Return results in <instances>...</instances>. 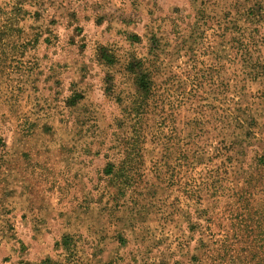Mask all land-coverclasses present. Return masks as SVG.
<instances>
[{
  "label": "rangeland",
  "instance_id": "1",
  "mask_svg": "<svg viewBox=\"0 0 264 264\" xmlns=\"http://www.w3.org/2000/svg\"><path fill=\"white\" fill-rule=\"evenodd\" d=\"M0 264H264V0H0Z\"/></svg>",
  "mask_w": 264,
  "mask_h": 264
}]
</instances>
